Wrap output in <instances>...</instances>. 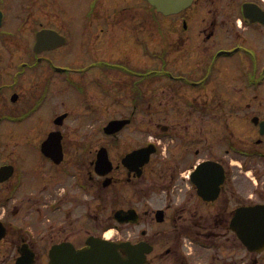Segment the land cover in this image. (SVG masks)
<instances>
[{
  "label": "flooded vegetation",
  "instance_id": "1",
  "mask_svg": "<svg viewBox=\"0 0 264 264\" xmlns=\"http://www.w3.org/2000/svg\"><path fill=\"white\" fill-rule=\"evenodd\" d=\"M263 124L264 0H0V264H264Z\"/></svg>",
  "mask_w": 264,
  "mask_h": 264
},
{
  "label": "water",
  "instance_id": "2",
  "mask_svg": "<svg viewBox=\"0 0 264 264\" xmlns=\"http://www.w3.org/2000/svg\"><path fill=\"white\" fill-rule=\"evenodd\" d=\"M152 4L156 5L158 9L163 10L166 13L178 11L191 3L192 0H149ZM246 241L253 244L256 243L255 237H247ZM101 249H83L76 251L73 257H67L64 255L56 260L55 264H61V262H68L69 264H110L109 261L103 262L101 258L104 256L99 255Z\"/></svg>",
  "mask_w": 264,
  "mask_h": 264
},
{
  "label": "rangeland",
  "instance_id": "3",
  "mask_svg": "<svg viewBox=\"0 0 264 264\" xmlns=\"http://www.w3.org/2000/svg\"><path fill=\"white\" fill-rule=\"evenodd\" d=\"M71 13H73L71 10H67V14L70 15ZM23 127V126H22Z\"/></svg>",
  "mask_w": 264,
  "mask_h": 264
}]
</instances>
